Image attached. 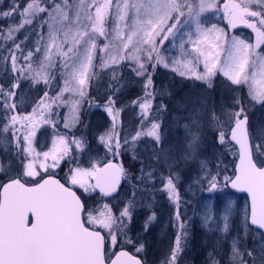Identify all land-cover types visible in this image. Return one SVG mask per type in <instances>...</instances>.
Instances as JSON below:
<instances>
[{"label": "snow or ice", "instance_id": "snow-or-ice-1", "mask_svg": "<svg viewBox=\"0 0 264 264\" xmlns=\"http://www.w3.org/2000/svg\"><path fill=\"white\" fill-rule=\"evenodd\" d=\"M208 11H221L220 0H52L51 4L47 0H25L23 5L12 0L7 11H0V18H21L20 24L7 26L6 35L0 29V39L11 42L0 50L4 53L0 61L5 74L11 72L8 87L0 85V136L8 140L18 159L15 175L5 173L7 179L0 182V264H141L124 248L133 243L128 231L135 200L129 199L118 208L112 204L122 179L128 178L123 165L114 161L123 154L122 150H134L142 139L151 143L156 161L162 156L167 158L160 124L152 116V70L159 64L169 67L158 48L180 34L182 59L173 60L183 69L180 75L194 77L211 87L212 78L222 73L231 85L237 86L234 91L243 94L247 88L249 104L264 108V49L256 51L264 45V0H224L222 4L228 27L243 25L251 29L255 44L236 36L229 41L225 29L215 25L203 27L202 16ZM37 18L42 26L47 25V40L41 34L36 45L28 48V37L17 42L16 34ZM183 36H187L189 47ZM96 60L102 72H111L113 80L122 70L121 65L130 68L141 78L144 95L133 101L140 109V120L138 130L131 136L122 135L123 129L118 127L122 109L116 107L115 85L106 93V102L89 104L102 106L111 124L98 138L106 149L105 159L85 168L80 166L79 154L85 150L86 141L77 138L75 130L82 123L83 104L93 99L89 93L91 81L98 75ZM201 63L203 72H198ZM22 80L34 87L45 86L38 89L42 94L31 105V111L15 102ZM233 101L234 107L224 114L223 121L214 111L210 119L222 145L234 142L239 162L223 181L219 173L206 179L209 191L230 185L248 194L251 204L250 210L244 212V234L247 236L251 230L261 240L259 257L253 252L247 255L251 264H257V259L264 264V136H250L243 95L233 97ZM185 129V156H194L200 144V123L193 120L191 125L185 124ZM38 133L51 137L50 146L38 140ZM62 163L70 166L63 178H58L56 169ZM4 171L0 164V172ZM140 171L137 179L143 182V167ZM147 179H153L151 171ZM161 179L169 199L178 202L171 176L162 175ZM77 190L87 197L78 195ZM230 214L229 206L220 214L223 228L218 230L229 231ZM175 216L178 232L163 264H179L184 250L186 233L178 204ZM210 216H205L206 223L215 222ZM154 219L153 213L145 222V230ZM238 244L239 238H234L232 264H249ZM142 250L140 244L136 251Z\"/></svg>", "mask_w": 264, "mask_h": 264}, {"label": "rangeland", "instance_id": "rangeland-1", "mask_svg": "<svg viewBox=\"0 0 264 264\" xmlns=\"http://www.w3.org/2000/svg\"><path fill=\"white\" fill-rule=\"evenodd\" d=\"M223 2L224 0H220L221 11H208L203 14V27L211 28L213 25H215L218 28L225 29L229 41L233 36H236L240 39L245 40L246 42L255 44V33H253L251 29L244 27L243 25H240L235 29H230L228 27L226 20L223 19ZM45 19H47V16L45 17ZM129 23H131V21H129ZM187 30L188 29L186 27L185 31ZM191 31H195L194 27L191 29ZM41 34L46 41L48 34L46 24L42 28ZM182 38L185 41L186 47H189L186 43L187 36H183ZM102 43H104V41H102ZM180 43V34L177 35V38L174 41L170 37L169 41H166L162 46L158 48V52L161 53V55L164 57L165 62L169 64V67L166 68L172 75L173 81L181 87H188V91L184 95L181 102L177 103L178 109L176 114L173 116V122L177 131L182 130L183 132V135L180 136L181 141L178 138L176 140L177 144H183V146H181V149L180 147L178 148L179 156L184 158H182V162H185L184 164L188 166L194 165V167L198 168V171L192 175V177L189 179V182L184 185L182 189H178L175 185L178 197L179 199L183 200V203L180 200H178V202L170 200L168 197L167 204L163 203V208L159 216L155 215V219L148 224L147 230H149V234H151L152 238L155 236V240L159 243L165 242L167 238L172 239V241H169V244L172 248L174 246L173 241L175 240L178 232L175 216L178 204L180 217L184 223V232L186 233L185 240L183 241L184 250L180 255L179 264H232L230 260L231 243L232 240L237 237L239 238V244L237 245V247L245 254L244 258L249 261V264H251V258L247 255V253L253 252L257 257H259L261 238L251 230L248 232L247 236H245L244 234V212L245 210H250L247 198L232 194L228 190V188L224 187L223 185H221L217 190L209 191L208 182L206 179V177H208L209 175H216L214 174L212 168V161L216 157L219 162V179L223 181L224 176H230L229 172L234 166L233 163L236 164L237 161V159L235 158V153L231 148H227L226 144L222 145L219 142L218 134L216 137L217 142L220 146L224 147L225 151L230 154L229 157L225 156L223 152L219 151V154H217V152L211 150L210 147H207V144H203L202 138L204 126H206L207 123L210 122L208 120L206 112L207 108L210 106V99L213 95L212 91L217 89L218 92H220L221 94L223 93V101H226V99L228 98L225 97L226 95L239 97L242 94L240 91H234L237 86L231 85V83L227 81L222 73L219 72L212 78L211 87L206 82L196 80L194 77L180 75V71H183L182 67L180 66V64H173V60L182 59ZM262 49H264V45L260 50L256 51L260 52ZM101 55H103V53H101ZM174 68L176 69L175 71L173 70ZM197 71L203 72L202 63L197 68ZM96 83L97 82H93L92 79L91 90L93 85ZM21 84L22 86L17 89L19 97L15 98V102L18 106H27L28 111H31V105L34 102L33 96H37L39 93V91L37 92V90L40 87L43 89L44 86L43 84H41L31 89L29 88L30 84L27 81H24ZM55 84L56 81L54 83V86ZM60 85H63L62 80L60 81ZM53 91H55V87H53ZM244 96L247 99V88L244 89ZM246 103L247 104H245V107L247 109L251 136L253 139L261 138L262 136H264V108H262L258 104H249L248 102ZM83 105H85V103ZM58 111L64 113L67 111V109H58ZM90 112L94 113L95 109H90ZM82 116L83 113L81 110V120ZM106 117H102V119L109 121V124H107L108 122L106 121V123H104L106 124V128L101 132L106 131L110 127L111 117L107 114V112ZM118 119L119 116L117 120ZM193 120H198L200 123V144L194 156H185L186 140L188 138L185 124L191 125ZM100 122L103 123L102 120H100ZM78 128L79 126H77V129L75 130L76 137L84 138L86 134H84L85 136H82L83 131H80ZM38 140L42 144H48L50 146V136H40V134L38 133ZM94 143L95 145H93L88 151L89 145L86 142L87 146L85 150L79 154V163L81 167L87 168L90 167L91 162L103 161L105 159L106 152H99V147H103L99 143V139H97ZM150 147V152L153 153L152 146ZM207 149L214 152L213 156L210 154V151L207 154ZM86 154L87 156L84 158ZM108 158H111L110 155L108 156ZM3 159L5 160V163ZM7 161H9V166L12 167V173L7 176L15 175L16 169L18 168V159L15 156V150L10 146L8 140L5 137L0 136V164L3 165L5 170L7 169V167H9L8 165L6 166ZM115 162L120 163L118 157ZM69 166L70 165L62 163L61 167L56 169V173L58 174L59 178L61 176H64V173L68 170ZM188 170L189 172H191L192 168L190 167ZM178 177H180V175ZM127 179L129 178H126V180ZM77 191L84 198H86L88 195L86 193H83L82 190ZM131 199H134L135 202H137V194L134 197L132 196ZM120 200H122L123 202V198ZM137 204L138 203H135V205ZM113 206L121 207L122 203L121 205L120 203H114ZM229 206L231 208V214L228 221L229 231L227 233H224L222 230H218L223 228V221L222 219H220V214L224 211L225 208H228ZM190 211L191 213L195 211L193 222L188 221L190 218L188 220L183 219V213L188 217ZM210 214V219L215 220V222L206 223L205 216H209ZM135 215L138 214H134V218L136 217ZM164 252H166L165 249H163L162 253L159 254L152 247L150 248L149 253L153 262H160L161 259L165 256ZM257 264H259V259H257Z\"/></svg>", "mask_w": 264, "mask_h": 264}, {"label": "trees", "instance_id": "trees-1", "mask_svg": "<svg viewBox=\"0 0 264 264\" xmlns=\"http://www.w3.org/2000/svg\"><path fill=\"white\" fill-rule=\"evenodd\" d=\"M19 2L23 5L25 4V0H19ZM49 4H51L52 0H47ZM12 0H0V11H7L11 6ZM21 22L20 16H15V18H0V29L5 30L9 25H18ZM45 25V24H44ZM42 22L37 18L32 24H25L23 28L20 29L19 33L16 34L17 42H20L24 39V37H28V40L25 42L28 48H33L36 45V42L40 39L42 28ZM106 41H104L105 43ZM10 41H4L0 39V50L4 49L6 45H10ZM24 45L22 44V47ZM4 54V53H0ZM160 56L164 59V57L159 53ZM165 61V60H164ZM23 60L19 63L23 64ZM97 67L96 72L98 75L93 78V82H97L93 85L90 97L93 99L89 102L85 103L82 108V123H80L79 130L83 131L82 136L85 141L88 143L89 149L95 145V141L98 137L105 131L101 132L106 128V121L103 120L102 117H106V112L104 108L101 107H90L89 104L95 105L98 101L106 102V93L110 90L111 85H115L118 89V94L116 98V107L118 109H122L118 119V127L123 129L122 135L127 133L131 136L136 130H138L139 125L138 121L140 120V109L133 104V101L138 100L140 97L144 95L143 84L141 83V78L137 77L134 72L131 71L128 67H123L121 65V71H118L116 74V80H113L112 74L110 71L102 72L99 68V60L95 61ZM152 76L154 81V90L155 95L152 101L153 112L152 116L156 119V121L160 124L161 136L163 140V146L165 148L167 158L164 156L161 157V160L158 162L154 159L153 153L150 152L151 143H145L142 139L137 142L136 148L133 150L131 147H128L126 150H122L123 154L118 157L120 163L125 168L128 178L125 180V185L117 199L112 200V204L114 203H126L127 200L132 198V193L135 190V195L137 194V205L134 208V214L136 217L132 219V222L129 225L128 236L133 240L131 244H125L124 248L133 254H137L140 256L144 262L147 264H163V261L168 257L171 246L169 241L172 239L167 238L165 242H157L155 240V236L152 238L151 234H149V230H145V222L148 218L154 213L155 215L160 214L162 210L163 203L167 204L168 193L164 190L162 186L161 176L164 177L171 176L174 184L178 189H182L184 185L189 182V179L198 171L197 167L194 165H186L185 162H182L181 156H179L178 148L182 145L177 144V138L181 141L180 136L183 135L182 130H178L174 126L173 116L177 112V103L181 102L184 95L188 91V87H181L173 81L172 75L169 73L166 67L163 64H159L154 70H152ZM11 81V72L5 74L4 64L0 61V85H4L8 87ZM118 81V82H117ZM24 82L23 80L21 83ZM55 81H53L54 85ZM102 84V85H99ZM22 86V84H21ZM44 86V85H43ZM45 87V86H44ZM29 88H34V86H29ZM39 89H42L41 87ZM17 91V90H16ZM215 91V93H214ZM38 92V90H37ZM213 95L210 99V106L207 108V117L210 122L204 126L202 138L203 144H207V147H210L211 150H214L219 154L223 152L225 156L229 157V153L225 151L224 147L220 146L217 142V127L214 125V122L211 121L210 116L214 111L220 119L223 121L225 119V113L230 111L234 107L233 95H226L228 97L226 101L222 100L223 93L221 94L218 90L212 91ZM42 93L39 91L38 95ZM242 94V93H241ZM37 95V96H38ZM243 98L245 104H247V99L244 96ZM31 96V95H29ZM34 95V101L37 98ZM18 92L16 98H18ZM95 109L94 113L90 112V109ZM159 109V111H156ZM108 117V116H107ZM106 117V119H107ZM109 118V117H108ZM100 120L103 121L100 122ZM109 124V121H107ZM150 141V138H147ZM184 143V141H183ZM227 148H231L235 153V158L237 159V151L235 147L229 142L226 144ZM99 152L104 153L106 149L104 147H99ZM207 149V154L210 151V154L213 156L214 152ZM88 154V153H87ZM84 156V158L87 156ZM89 155V154H88ZM133 155L136 156V159H133ZM184 155V154H183ZM234 158V160H235ZM184 159V158H183ZM4 160V159H3ZM233 160V162H234ZM5 163V160H4ZM218 159L217 157L212 161V168L214 174L218 172ZM235 166V163H233ZM9 166V161H7L6 166ZM234 166L232 170H230L229 174L232 175L234 172ZM141 167H143L145 180L142 182L137 179L141 175ZM192 168V171L189 172V168ZM9 168L12 169L11 166L7 167V171L1 172L0 174V182H4L7 179V175L12 172L9 171ZM151 171L153 174V179H147V173ZM180 175V177H178ZM59 178V177H58ZM60 178H63L61 176ZM63 181V180H62ZM164 191V192H163ZM127 197V198H125ZM123 198V202L122 199ZM125 199V200H124ZM182 203L183 200L179 199ZM166 206V205H165ZM116 207V206H115ZM193 207V205H192ZM118 208V207H117ZM194 213L191 211L188 214L183 213V219L194 221ZM174 243V241H173ZM143 244V250L140 252L136 251V248ZM154 248L155 251L159 254L162 253V250L165 249V256L161 259L160 262H153L150 255V248ZM145 263V264H146Z\"/></svg>", "mask_w": 264, "mask_h": 264}, {"label": "water", "instance_id": "water-1", "mask_svg": "<svg viewBox=\"0 0 264 264\" xmlns=\"http://www.w3.org/2000/svg\"><path fill=\"white\" fill-rule=\"evenodd\" d=\"M263 47V45H261V48ZM260 48V49H261ZM260 49H257V50H260ZM249 132H250V129H249ZM251 136V135H250ZM231 142V141H230ZM233 145H234V142H231ZM237 149V148H236ZM237 151H238V149H237ZM239 161L237 160V163H238ZM117 163V162H116ZM236 163V164H237ZM124 180L125 179H122V181H121V187H120V189H119V191H118V194H114V195H117V197L120 195V193H121V191H122V189H123V187H124ZM228 187V189H229V191L231 192V193H233V194H235V195H238V196H246L247 197V199H248V203H249V209H250V204H251V200H250V197L248 196V194L247 193H242V192H239V191H237L236 189H233V188H231V186L230 185H228L227 186ZM79 195V194H78ZM128 251V250H127ZM129 254L130 255H133L132 253H130L129 252ZM135 256V255H134ZM137 259H140L141 260V264H144V262L142 261V259L141 258H139V257H137V256H135Z\"/></svg>", "mask_w": 264, "mask_h": 264}]
</instances>
